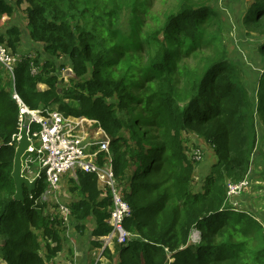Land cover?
<instances>
[{"label":"trees","instance_id":"trees-1","mask_svg":"<svg viewBox=\"0 0 264 264\" xmlns=\"http://www.w3.org/2000/svg\"><path fill=\"white\" fill-rule=\"evenodd\" d=\"M180 1L179 9L166 18L164 27L146 36L144 42L149 48L143 76L151 75L160 86L151 109L146 110L160 118L159 125L165 130L175 131L167 144L143 145L135 128H127L129 116L122 115L127 105L124 88L133 76L122 67L134 58L127 49H121L120 41L137 37L134 7L132 26L123 29L118 24L121 10L111 9L108 15L112 19L106 23L108 15L100 18L99 9L80 0H0V19L12 17L16 8L26 4L22 13L29 39L41 45L49 58L40 61L21 57L14 88L31 110L58 104L57 110L67 117L99 120L110 135L114 176L123 185V196L131 209L123 227L133 237L116 244L113 255L108 249L103 251L102 257L109 264L115 258L118 264H264V247H253L241 229L242 225H251L250 220H239L243 213L226 206L224 191L226 181L243 182L247 175L258 129L264 126V90L257 93L253 103L241 70L229 60L220 59L199 75L190 71L196 79L185 85L184 94L176 93L173 75L177 59L183 57L181 52L200 48L196 40L220 23V16L211 7ZM249 4L242 27L248 36H264V0H249ZM5 35L15 53L20 29L8 28ZM257 54L264 59V41L257 46ZM65 59L74 77L70 78V87L61 88L63 79L59 80L56 73L67 69L60 62ZM4 74L0 69V258L6 264H51L62 252L65 240L60 235L63 228L58 217H49L43 205L35 204L47 189L44 178L38 179L32 193L25 191L23 202L13 200L19 108ZM40 84L45 89H39ZM114 93L119 101L109 105ZM149 100L151 97L147 105ZM65 101H73L76 106ZM180 130L206 140L217 155L199 193L190 189L194 166L181 151ZM125 131L133 145L122 134ZM71 180L81 194L69 205L71 224L82 235L91 218L94 228L90 245L100 249V238L111 231V198L109 194L100 197L93 174L77 172L76 180ZM225 212L238 214V219L231 224L219 220ZM193 229L202 233L197 245L189 243Z\"/></svg>","mask_w":264,"mask_h":264},{"label":"rangeland","instance_id":"rangeland-1","mask_svg":"<svg viewBox=\"0 0 264 264\" xmlns=\"http://www.w3.org/2000/svg\"><path fill=\"white\" fill-rule=\"evenodd\" d=\"M87 3L90 7L99 9V17L105 19L108 12L112 9L117 11L121 10V21L118 23L123 29L132 26L130 21L131 9L134 7V22L133 29L137 33V37H130L129 39H121V49H127V52L138 61L132 59L123 65L122 69L127 75L131 76L128 85L124 88V101L127 102L126 109L122 112L124 116H129L128 127H134L136 135L143 139V145L149 147L151 144L155 145L168 143L169 137L174 136L175 131L169 129L165 130L159 125L160 118L158 116L150 115L146 108L151 109L152 99L157 96L160 89L158 82L149 75L148 78L144 77L147 70L146 54L149 48L144 44L146 36L155 33L164 27L166 18L177 11L180 6V0H80ZM194 1L199 4H205L211 7L220 16V23L214 25L212 29H208L203 36H200L196 42V46L200 48L189 51L188 53L181 52L183 57L177 59L174 68V82L173 87L176 93L184 94L187 85L190 81L196 79L195 76H190V71L198 75L206 68V66L213 62L226 59L236 65L242 72L243 84L249 91L253 103H256V95L259 91L264 90V59L257 54V46L261 41H264V36L251 35L248 36L242 27V18L247 8L249 7V0H188ZM26 4L22 6L25 8ZM22 8H16L12 17H2L0 19V36L3 41L1 42L8 51L21 57H29L30 59H49L45 54L41 45L33 44L27 38V29L24 24ZM112 19L108 15L106 23ZM11 27H18L21 31L20 40L15 43V53L9 47L7 42L6 30ZM133 41L132 45L128 43ZM64 59V58H62ZM63 67L70 69L69 62L65 60L60 61ZM60 66V64L57 63ZM139 65V66H138ZM138 67V68H137ZM133 73V74H131ZM57 76L63 79L61 88L70 87V77H63V73L58 71ZM5 75V74H4ZM6 77V76H5ZM139 81V82H137ZM78 82V81H77ZM75 82V83H77ZM80 82V80H79ZM38 88L43 90V84L38 85ZM182 94H179V99H183ZM126 97L129 100H126ZM149 105H147L148 99ZM144 99V100H143ZM119 101L117 94H113L108 99L109 105H115ZM69 105L76 106L73 101H65ZM179 105L184 106L182 101H177ZM50 107L53 110L59 108L58 104ZM69 117V116H68ZM72 118V117H71ZM85 118L89 121H94V125L89 131L96 130L97 127L102 128L104 132L110 135L102 127L99 120ZM135 121L133 124L132 121ZM87 131V128H85ZM20 133V131H19ZM18 133V137H19ZM130 145H133L129 140L130 135L128 131L122 133ZM111 139V137H110ZM112 140V139H111ZM179 140L181 151L185 154L186 158L193 164L194 169L190 176V189L194 192H202L201 186L205 178L211 173L213 165L217 162V155L214 153L213 147L204 139H200L194 133L186 130L179 131ZM133 142H135L133 140ZM112 146V142H111ZM111 151V150H110ZM112 153V152H111ZM247 175L243 182L233 183L226 181L225 195L226 206L231 210L238 213H243L239 216V220L247 217L251 225H242V231L248 237V241L253 247H264V126L258 129V142L250 157V165L248 166ZM77 172H67L62 175L61 182L58 184L57 189L50 192L48 186L46 189L47 194L37 199L35 204L43 205L45 214L49 217H58L60 226L63 228L61 237L67 240L73 234L77 233L83 242H87L86 237L90 235L91 228L94 224L91 218L85 223L83 234L80 235L79 231L73 227L70 221V213L66 216L63 215L61 208L67 207L72 201H76L81 197L80 190L75 186V183L70 179L77 177ZM101 187V186H99ZM123 192V185L119 187ZM101 189V188H100ZM45 192V193H46ZM100 193V192H99ZM104 197L106 193L102 192ZM70 211V210H69ZM229 217L232 218H227ZM64 218V222L61 219ZM221 221H228V224L233 223L238 219V214L228 213L221 215L218 218ZM255 225L257 227H253ZM201 232L198 229H193L190 237V244L197 245L201 239ZM133 237V236H132ZM105 246L102 244L103 251L108 249L111 253L116 250L115 245ZM113 255V254H112ZM168 257V256H167ZM113 264H118L119 260L114 259ZM172 261V260H171ZM0 264H6L0 258ZM55 264H63L61 262ZM66 264V263H65ZM97 264V263H95ZM109 264V263H106Z\"/></svg>","mask_w":264,"mask_h":264},{"label":"built area","instance_id":"built-area-1","mask_svg":"<svg viewBox=\"0 0 264 264\" xmlns=\"http://www.w3.org/2000/svg\"><path fill=\"white\" fill-rule=\"evenodd\" d=\"M1 42L0 40V69L4 71L13 87L12 98L19 108V131L22 129L25 115L30 118L27 127L29 146L22 156L21 175L31 182L38 178L42 169H46L42 177L50 192L57 189L62 175L67 172L79 171L95 175L101 190L111 198L108 219L111 231L102 239L103 245L109 247L124 244L133 236L123 227L125 219L131 215V209L114 176L113 154L110 151L112 140L100 125L96 130L89 131L94 125L97 126L94 121L67 117L51 108L29 109L14 88L15 69L21 61V56L8 51ZM32 74H36L35 69H32ZM18 139L17 136V142ZM100 155L103 156L101 161ZM46 194L47 192L42 196ZM61 211L64 216L70 213L67 207H62ZM61 219L64 222L63 216Z\"/></svg>","mask_w":264,"mask_h":264},{"label":"crops","instance_id":"crops-1","mask_svg":"<svg viewBox=\"0 0 264 264\" xmlns=\"http://www.w3.org/2000/svg\"><path fill=\"white\" fill-rule=\"evenodd\" d=\"M26 24V22H24ZM27 38L29 39L28 31ZM35 43H32V45ZM45 89V88H44ZM99 183L97 182V187L100 192V197L104 198V194H102V190L99 187ZM73 202V201H72ZM92 229L90 231L92 232ZM65 242L63 245L62 252L53 260L51 264L55 263H63V264H106L108 263L105 258L102 257L103 249H96L90 245V241L92 240L90 235L86 237L87 242H83L79 235L73 231V234L70 236V239L67 240L64 237ZM103 238H100L102 241ZM111 248V247H107ZM112 251V250H110ZM113 254V253H111Z\"/></svg>","mask_w":264,"mask_h":264},{"label":"water","instance_id":"water-1","mask_svg":"<svg viewBox=\"0 0 264 264\" xmlns=\"http://www.w3.org/2000/svg\"><path fill=\"white\" fill-rule=\"evenodd\" d=\"M62 75L65 78L74 77L72 70L68 68L64 70ZM29 122H30L29 116L25 115L23 126H22V129L20 130L18 144L15 150L14 160H13L12 178L14 180V186H15V193L13 195V200L19 201V202L24 201L25 191L27 193H32L35 190L38 179L42 177V175H44L46 172V169H42L40 171L38 178H36L35 180L31 182L21 175L22 156L29 146V142L27 140V127L29 125Z\"/></svg>","mask_w":264,"mask_h":264},{"label":"bare ground","instance_id":"bare-ground-1","mask_svg":"<svg viewBox=\"0 0 264 264\" xmlns=\"http://www.w3.org/2000/svg\"><path fill=\"white\" fill-rule=\"evenodd\" d=\"M15 85V84H14ZM16 91V90H15ZM18 95V94H17ZM40 178H42V177H40Z\"/></svg>","mask_w":264,"mask_h":264}]
</instances>
